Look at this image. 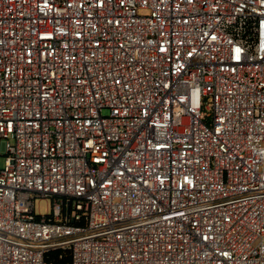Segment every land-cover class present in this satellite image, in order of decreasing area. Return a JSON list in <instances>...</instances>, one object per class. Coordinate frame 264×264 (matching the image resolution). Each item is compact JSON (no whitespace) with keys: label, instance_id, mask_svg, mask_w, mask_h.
<instances>
[{"label":"built area","instance_id":"obj_1","mask_svg":"<svg viewBox=\"0 0 264 264\" xmlns=\"http://www.w3.org/2000/svg\"><path fill=\"white\" fill-rule=\"evenodd\" d=\"M1 158L0 264H264V0H0Z\"/></svg>","mask_w":264,"mask_h":264},{"label":"rangeland","instance_id":"obj_2","mask_svg":"<svg viewBox=\"0 0 264 264\" xmlns=\"http://www.w3.org/2000/svg\"><path fill=\"white\" fill-rule=\"evenodd\" d=\"M5 165V160L3 158L0 159V168H3ZM36 211L37 214L42 216H46L51 214L52 212V201L51 200H37L36 201Z\"/></svg>","mask_w":264,"mask_h":264}]
</instances>
